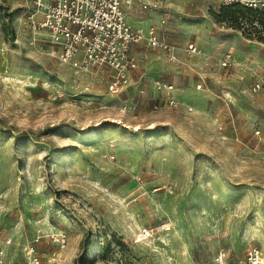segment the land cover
I'll use <instances>...</instances> for the list:
<instances>
[{
	"label": "rangeland",
	"instance_id": "374dc122",
	"mask_svg": "<svg viewBox=\"0 0 264 264\" xmlns=\"http://www.w3.org/2000/svg\"><path fill=\"white\" fill-rule=\"evenodd\" d=\"M146 1L152 9L137 6L132 24L160 29L179 61L144 44L139 74L112 94L111 70L62 63L23 4L0 0L7 264L53 233L65 247L43 238L37 248L60 254L59 264H214L220 251L240 259L251 246L264 256V91L252 90L264 26L231 21L218 0ZM190 42L201 54L187 55Z\"/></svg>",
	"mask_w": 264,
	"mask_h": 264
},
{
	"label": "built area",
	"instance_id": "2783aa9c",
	"mask_svg": "<svg viewBox=\"0 0 264 264\" xmlns=\"http://www.w3.org/2000/svg\"><path fill=\"white\" fill-rule=\"evenodd\" d=\"M23 4L33 33L43 34L49 41L58 59L77 70L87 71L92 68L111 70L109 89L118 94L131 85L133 74L139 69L133 47L146 43L153 50L165 52L172 62L179 61L178 47L160 29L150 27L146 31L136 28L130 17L137 6L151 10L152 5L146 0H18ZM221 6L241 5L264 13V0H218ZM175 7L167 8V15H174ZM163 24L166 19H163ZM187 55L201 54L199 47L190 42ZM231 55L221 61L223 68L232 67ZM264 69V65L261 67ZM155 87L164 93L172 94L174 87L170 82L157 79ZM201 87V86H200ZM256 93L264 91V75L256 77L252 83ZM169 104L177 106L174 97ZM256 134L264 141V133ZM142 235H153L150 229H143ZM65 247L67 237L64 234L38 236L25 250V258L18 264H59L60 254L41 253L37 246L40 240ZM12 240L0 233V264H7L5 247ZM214 264H264V256L256 246L247 249L245 256L233 258L224 251L214 257Z\"/></svg>",
	"mask_w": 264,
	"mask_h": 264
},
{
	"label": "trees",
	"instance_id": "16d2710c",
	"mask_svg": "<svg viewBox=\"0 0 264 264\" xmlns=\"http://www.w3.org/2000/svg\"><path fill=\"white\" fill-rule=\"evenodd\" d=\"M223 7L230 13L231 21L237 24L249 22L251 24L257 23L261 26H264V13L260 11H255L241 5Z\"/></svg>",
	"mask_w": 264,
	"mask_h": 264
},
{
	"label": "crops",
	"instance_id": "0c3cea01",
	"mask_svg": "<svg viewBox=\"0 0 264 264\" xmlns=\"http://www.w3.org/2000/svg\"><path fill=\"white\" fill-rule=\"evenodd\" d=\"M168 7H172V6H167V8ZM167 8H166V13H167ZM176 8V7H175ZM177 9V8H176ZM164 19H166V18H164ZM130 21L133 23V18H131L130 17ZM136 27V26H135ZM151 27H153V26H151ZM136 28H138V27H136ZM150 28V27H149ZM148 28V29H149ZM146 45V43H139V44H136V45H134V47H133V54H134V56H135V58L137 59V61H138V64H139V60H138V48L139 47H143V45ZM147 46V45H146ZM177 53H178V55H179V52H178V50H177ZM140 66V65H139ZM263 71H262V75H264V69H262ZM139 74V69H138V71L136 72V73H134L133 74V79H132V82L135 80V78L137 77V75ZM6 261H7V256H6Z\"/></svg>",
	"mask_w": 264,
	"mask_h": 264
}]
</instances>
